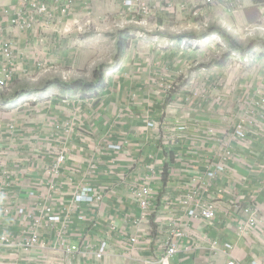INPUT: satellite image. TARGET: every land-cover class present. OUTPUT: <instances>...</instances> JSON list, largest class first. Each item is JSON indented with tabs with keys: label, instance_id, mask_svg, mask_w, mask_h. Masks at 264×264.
<instances>
[{
	"label": "crops",
	"instance_id": "obj_1",
	"mask_svg": "<svg viewBox=\"0 0 264 264\" xmlns=\"http://www.w3.org/2000/svg\"><path fill=\"white\" fill-rule=\"evenodd\" d=\"M20 3L0 0V25L9 24ZM132 5L133 0L77 1L66 15L60 14L58 7L51 19L38 15L34 32L18 36L14 47L18 67L15 82H36L49 72L65 73V69V76L59 75L64 80H93L105 58L99 53L98 43L89 40L103 37L104 32L122 23L132 35L119 61L116 45L104 83L92 94L70 92L60 86L64 93L57 91L40 98L37 104L17 107L14 104L18 96L1 107L0 100V163L14 176L8 207L17 215L34 208L28 203L29 193L39 186L46 164L56 159L58 150H64L67 161L60 179L64 187L55 210L59 223L46 231L48 243L57 242L58 231L66 221L65 209L75 189L87 182L104 189L105 200L84 211L90 223L86 226H92L94 234L88 236L86 226L75 223L71 244L80 246L83 237L95 243L108 234L112 248L103 258L76 254L67 264H144L139 260H157L164 254L161 238L169 230L174 212H178L171 201L162 203L164 195L177 186H186L181 180L191 172H204L228 141L235 144L234 159L218 181L225 193L217 197V217L210 222L196 220L190 209L182 206L181 215L188 228L187 238L180 243L186 246L169 264H226V254L209 251V238L233 242V257L240 264L253 260L264 264V58L256 54L249 64L241 57H231L220 66L215 61L222 55L221 46L207 42L192 49L182 45V40L191 35L187 31H198L189 9H171L163 3L157 15L155 12L148 18L133 14ZM7 8L11 10L9 17L3 13ZM258 11L264 15V5L258 0H242L238 13L228 14L216 5L211 8V16L215 23L225 24L241 38L255 39L251 28L256 25ZM142 19L145 24H139ZM86 23L92 28L79 31ZM130 23H137L136 30ZM174 40L180 42L169 46L168 42ZM39 61H44L46 70L39 71ZM168 83L173 90H168ZM247 110H253L250 117L254 123L248 124L246 138L236 139L233 132H228ZM151 121L158 128L150 127ZM68 122L70 130L56 129ZM209 126L216 127L218 138L206 131ZM114 143L123 148H110L109 144ZM92 163L98 165V170L86 178ZM146 164H164L163 178L155 177L151 182L153 190L159 191L162 206L142 226L133 227L127 221L141 214L133 190L147 178ZM164 172L168 174L165 177ZM39 195L46 196L42 190ZM239 204L258 205L263 211L262 222L245 237L237 233L238 219L245 218L237 214ZM74 221L78 222L75 216ZM10 231L19 233L20 227L14 225ZM134 235L139 237L136 246L130 243ZM62 260L39 257L33 264H60ZM4 264H22V258L8 256Z\"/></svg>",
	"mask_w": 264,
	"mask_h": 264
},
{
	"label": "built area",
	"instance_id": "obj_2",
	"mask_svg": "<svg viewBox=\"0 0 264 264\" xmlns=\"http://www.w3.org/2000/svg\"><path fill=\"white\" fill-rule=\"evenodd\" d=\"M21 3L16 9V13L11 17L7 26L0 25V89L8 90V88L18 78V67L16 65V54L14 51L15 43L18 36L23 33H33L36 26L38 15L49 16L52 18L53 11L60 10V14L66 15L73 10V6L77 1L86 2V0H20ZM165 3L169 8L175 9L177 6L181 10L189 9L190 16L195 23V28L199 31H208L214 24H218L211 16V8L213 6H222L226 13L236 14L242 9V0H133L130 11L141 17H154L160 10L161 5ZM58 7V9H56ZM191 7V8H189ZM11 10L9 8L3 11L9 17ZM137 22V21H136ZM139 24H145V20L139 21ZM121 26H125L124 23ZM83 27L90 28V24L79 27V31H83ZM264 30V28H262ZM206 41L210 44L221 46V51L226 47V40L218 32H210L206 36ZM225 41V42H224ZM201 39L194 38L193 46L200 44ZM174 45L173 42L169 43ZM188 41L182 40V45L186 46ZM189 46V45H187ZM228 46V45H227ZM186 48V47H182ZM233 57L237 56V52L233 51ZM247 57V56H246ZM247 60V58H245ZM39 71L46 70L44 61L37 63ZM168 90H173L171 83L167 84ZM94 92H90L92 94ZM253 110H247L235 121L233 130L228 133L234 134L236 139H244L248 135V124L252 125L254 120L250 117ZM71 123L66 125H58L57 130H70ZM150 127L158 128V124L154 121L148 123ZM229 130V128H226ZM211 133L212 138H218L215 126H209L206 130ZM210 137V135H209ZM114 150H121L122 144H109ZM235 144L231 142L224 143L218 153L217 160L209 162L204 172H191L187 178L181 180L184 185L177 186L170 194L166 193L163 202L159 199V191H154L151 185L152 180L163 178V166L146 164V179L143 184L135 185L133 194L138 201L141 214L137 219L127 221L133 227H140L150 214H155L156 209H160L162 203L171 201L172 208L178 210L174 212L173 218L169 222V230L163 234L162 246L163 255L157 260H139L144 264H169L170 259L183 250L186 244L180 241L187 238V228L184 217L181 215L182 206L189 208V213L194 219L213 221L218 214L217 197L225 193V188L218 184L221 176L227 174L229 164L234 159ZM67 161V154L64 150H58L56 159L46 164L43 168V178L39 186L32 189L29 193L30 200L28 203L34 206L32 210L26 212L21 211L18 215L8 207L10 188L14 184V176L8 170L7 166L0 163V264H4L8 256L22 258V264H33L39 261V257H62L60 264H67L70 258L76 254H93L98 258L108 255L111 250L110 235L104 236L97 242L98 245L88 241L87 237H83L80 246H74L70 241V233L75 223L79 227L90 224L87 221L84 211L87 207L95 206L105 200L104 189L100 190L95 185L82 182L74 191V197L68 209H65L66 221L62 228L58 231V239L55 244H49L46 231L55 227L59 223L58 217L55 216L57 203L60 202L64 185H61L60 179L63 174L64 164ZM98 170V165L92 163L88 168V175H92ZM166 173L164 172V177ZM148 179V180H147ZM188 179V180H187ZM187 180V182H186ZM43 191L46 196H40L39 192ZM47 201L46 205L41 201ZM11 205V203H10ZM40 208V209H39ZM179 208V209H178ZM238 215H245L240 220L237 233L245 237L250 229L257 228L262 222L263 211L258 205H237ZM186 215V214H185ZM73 216L77 217V221L73 223ZM10 220V221H8ZM92 224V223H91ZM17 225L20 227L19 233H11L10 228ZM92 226H86L88 236L94 233L90 230ZM87 236V235H86ZM208 248L214 255L226 254L228 261L226 264H240L233 257L234 244L231 241L221 242L217 238L208 239ZM132 246L139 244V237L134 235L130 238ZM33 255V256H30ZM34 255H39L35 260ZM250 264H262L258 260H253Z\"/></svg>",
	"mask_w": 264,
	"mask_h": 264
},
{
	"label": "rangeland",
	"instance_id": "obj_3",
	"mask_svg": "<svg viewBox=\"0 0 264 264\" xmlns=\"http://www.w3.org/2000/svg\"><path fill=\"white\" fill-rule=\"evenodd\" d=\"M258 1L260 2V4L262 3L264 5V0H258ZM263 16L264 15L261 14L258 11V20L256 21V25H255V27L251 28V31L254 33L253 37L255 39L261 38V39L264 40V30L260 29L261 27H264V17ZM260 17L262 18L261 21H260ZM136 25H137V23H130L129 24V26H131L133 30H136ZM90 28H92V27L90 26ZM126 28H127V25H125L123 27L120 26V25H117V27H115V26L112 27V29L110 31L104 32L103 37H100L101 39L99 37L98 38H94L93 37V38H91L89 40L90 43H98V47H100V50H101V52H99V53H101L100 55H102L105 58L104 61H103V64L106 65L105 68H104L105 70H106V68L109 65L108 64V62L110 61L109 58H111L113 56V53L116 50V45H117V41H118V37H119L118 36L119 31L120 30H124ZM139 29L142 30L141 28H139ZM89 31L93 32L94 30L90 29ZM187 32L190 33V34L191 33L197 34L196 36L190 35V36H186V38H184L185 41L186 40L188 41L187 45H189L190 48L195 49L197 46L198 47L199 46H203L205 43H207L206 36H201L200 35L203 31H199L198 30L197 32H190V31H187ZM135 33L136 32H134V35H135ZM233 34L237 38H239L240 41L243 44H245V45L248 44L251 41V39H252V38H241L237 33H233ZM130 36H132V35L130 34ZM194 38L201 39L200 44H198L197 46H193L192 41H193ZM170 42L171 41L168 42V45L169 46H173V45L169 44ZM172 42L175 45V42L178 43L180 41L174 40ZM259 46L260 47L257 46L254 50H251L250 52H247L246 55H242L240 52L235 50L237 52V56L233 57V54H232L231 57H233L236 60L241 57L243 61H247V62H249V64H251V63H253L252 60L255 59L256 54H258L257 56L259 58H264V46L261 45V44ZM228 49H229V47L226 44V47H224L222 49V55L220 54L221 55L220 58H222L223 56H225V54H227V52H229ZM81 51H82V49H81ZM98 58L99 57L97 56V59ZM245 58H247V60H245ZM65 70L67 71V69H65ZM66 71H65V73H63V72L50 73L49 72L46 76H42L36 82L26 81L25 79H22L21 81L18 80L19 82H15L14 85H11L8 88V90L0 89V100H1V103H2L1 107H4L5 104H7V103H12L14 98H18V96H19V98L16 99L15 104H14L17 107L18 106H22L25 103L37 104V103L40 102L41 99H44L45 97H48L49 95L51 96L52 94H54L57 91H60V92L64 93L62 91L63 89L60 88V86H58V84L49 83V82H52L53 80H56L57 78L63 79L61 76L64 77L65 76L64 74H66ZM59 75H61V76H59ZM91 77H92V73H91ZM65 80H68V79L65 78ZM13 87H15V88L12 89Z\"/></svg>",
	"mask_w": 264,
	"mask_h": 264
},
{
	"label": "trees",
	"instance_id": "obj_4",
	"mask_svg": "<svg viewBox=\"0 0 264 264\" xmlns=\"http://www.w3.org/2000/svg\"><path fill=\"white\" fill-rule=\"evenodd\" d=\"M218 32L228 43L229 50L225 56L215 61L218 65H224L227 63L231 56L232 51L236 50L240 52L242 55H246L247 52L254 50L260 44L264 46V40L261 38L253 39L248 44H243L239 38H237L233 32L225 24H214L208 31L202 32L201 36H207L210 32ZM192 36H196L197 34L191 33ZM130 37V32L128 29L120 30L119 31V38L117 42V55L116 61H119L125 54V50L128 46V38ZM105 64H100L95 71L94 79L87 80L85 78H77L72 80H64L57 78L49 83H56L61 86L63 89L68 90L70 92H83V93H90L96 92L100 87H102L105 78ZM166 175H168L166 173ZM166 181L167 178H164Z\"/></svg>",
	"mask_w": 264,
	"mask_h": 264
}]
</instances>
